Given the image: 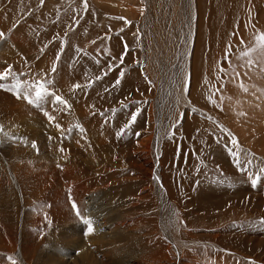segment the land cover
<instances>
[{
    "label": "rangeland",
    "instance_id": "rangeland-1",
    "mask_svg": "<svg viewBox=\"0 0 264 264\" xmlns=\"http://www.w3.org/2000/svg\"><path fill=\"white\" fill-rule=\"evenodd\" d=\"M196 1L0 0V264H264V29L235 54Z\"/></svg>",
    "mask_w": 264,
    "mask_h": 264
},
{
    "label": "bare ground",
    "instance_id": "bare-ground-1",
    "mask_svg": "<svg viewBox=\"0 0 264 264\" xmlns=\"http://www.w3.org/2000/svg\"><path fill=\"white\" fill-rule=\"evenodd\" d=\"M118 4V3H117ZM196 4L197 6L195 7L197 10V7H198V10H199V21H200V27H201V34L203 33H208L209 35V32H213V33H217L219 34L220 33V37H213V39L215 40V42L217 43L219 41V45L221 47H226L228 46L229 49H233L234 50V53L236 54V50L237 48H239L240 46H243L245 43H248L247 42V39L249 40V37L247 38V33H250V32H254L258 29H261L263 31L264 29V0H197L196 1ZM244 4H245V10H242V7H244ZM241 9V11H240ZM198 25V24H197ZM198 27V26H197ZM92 28V27H91ZM209 29V30H208ZM94 28L91 30L93 31ZM252 30V31H251ZM89 31V32H91ZM198 32V31H197ZM264 32V31H263ZM233 33V37L231 36ZM78 34V36H77ZM79 34L80 33V30H77L76 33L74 34V36L72 37V39H78L80 40L79 38ZM207 36V35H206ZM219 36V35H217ZM76 37V38H75ZM82 37V36H81ZM210 37V36H209ZM255 37L254 35L252 36V38ZM69 38V37H68ZM203 38V37H201ZM206 38V37H205ZM83 40V38L81 39ZM251 40V39H250ZM73 41V40H72ZM241 41H243V43H241ZM79 42V41H78ZM204 42V41H203ZM210 42V41H209ZM256 42V41H255ZM206 43V42H205ZM215 43V46H217ZM218 44V43H217ZM252 44V43H250ZM257 44V43H256ZM255 44V45H256ZM253 46H255L254 44H252ZM207 46V45H206ZM214 46V45H213ZM219 46V47H220ZM220 47V48H221ZM202 45L199 44L197 46V53L195 55V59L196 61H194L195 65L198 66L197 63L201 62L205 56L202 55ZM216 50V49H215ZM222 50V48H221ZM230 50V51H231ZM206 52V51H205ZM233 52V51H232ZM216 53H215V58H216ZM231 57V56H230ZM262 58V57H261ZM233 59V57L231 58ZM217 60V59H215ZM230 61V60H229ZM200 67V66H199ZM209 68V66L207 67ZM226 68V67H225ZM63 69L65 73H70L71 71H68L64 66H63ZM264 69V68H263ZM214 70V69H213ZM72 71H75L72 70ZM211 71V70H210ZM228 71V70H227ZM194 72L195 74H197L198 72V68H194ZM203 73V72H201ZM208 73V72H207ZM241 73V72H240ZM210 74V73H209ZM199 75V74H198ZM201 76V75H200ZM241 76V75H239ZM196 78V77H194ZM236 80H238V84H240L243 80V78L241 79L240 77L239 78H236ZM128 82V81H127ZM133 82V81H132ZM245 82V81H244ZM251 84V83H250ZM214 85V84H213ZM70 86V85H69ZM162 86V85H161ZM197 90V89H196ZM237 91V90H236ZM233 92V91H232ZM247 93V92H246ZM207 97V96H206ZM215 97V96H214ZM231 95H228V98H230ZM216 98V97H215ZM219 98V97H218ZM222 98V97H221ZM226 98V96H225ZM184 101V100H183ZM232 101V100H229L227 101L228 105H229V102ZM245 101V100H244ZM227 105V107H228ZM246 105V104H245ZM229 106H232V105H229ZM187 124V123H186ZM191 127V124L190 125H186L184 129H187L189 130V128ZM240 130V129H239ZM242 130V129H241ZM243 131V130H242ZM189 132V131H188ZM160 135V134H159ZM151 139V138H150ZM149 141V139H148ZM178 142V141H177ZM146 145H149L148 142H147V139L145 141ZM171 143V142H170ZM173 144V143H171ZM174 145V144H173ZM173 145H165V148H164V154H163V158L161 160H158V165L161 166V163H162V166L164 167V170H165V174H168V172H173L172 171V167H174V162H173V156H174V151L173 152H169L168 148L169 146H172ZM138 146V145H137ZM143 146V149L145 152L148 151V147L145 146V145H142ZM141 146V147H142ZM201 147V146H200ZM205 148V147H204ZM198 149V148H197ZM220 149V148H219ZM201 151V150H200ZM155 152V151H154ZM218 152V151H217ZM221 152V151H220ZM222 155V153H220ZM219 154V155H220ZM145 155V154H144ZM157 155H158V151H157ZM224 155V153H223ZM222 155V156H223ZM218 156V155H217ZM220 156H218L217 158H219ZM221 158V157H220ZM156 160V161H157ZM223 164H225V173L227 174V176H231V174H228L229 173V165L227 164V159L226 158H223V159H219ZM143 161L145 162L146 164V161L145 158H143ZM222 165V164H221ZM231 165V164H230ZM177 167V166H176ZM147 168V167H145ZM152 168V167H151ZM161 168V167H160ZM232 168H234L232 166ZM156 169H158V167H156ZM151 170V169H150ZM174 170V168H173ZM238 170V169H236ZM137 171V170H136ZM153 171V170H152ZM151 171V172H152ZM159 171V170H158ZM234 171V170H233ZM228 172V173H227ZM169 175H171L169 173ZM248 176V175H247ZM164 177V176H163ZM166 177V182H167V186L169 188V191L171 192V190L173 191V187L171 186V182L169 181V179L172 181V177H169L168 175L165 176ZM234 182H235V195H244L243 193V187H241L240 185V180H238L236 177H232ZM188 183H189V186L191 188L192 185L193 188L191 190L192 193H194V196L195 194H201L200 195V198H198L196 201L197 202H201V200H205V201H209L212 202L211 200V193L210 191H206V192H200L195 186V183H193V181L191 180V178H188L187 179ZM244 181V180H243ZM185 183V182H184ZM161 184V183H160ZM176 185V182L174 183ZM186 184V183H185ZM178 185V184H177ZM162 186V185H160ZM157 187V186H156ZM178 188V187H177ZM247 188V187H246ZM264 188V187H263ZM166 189V188H165ZM223 190V188H222ZM246 191V190H245ZM248 191V190H247ZM227 192V191H226ZM250 192V191H249ZM252 193V192H251ZM164 194V193H163ZM246 194V193H245ZM254 195V194H253ZM264 197V196H263ZM180 199V198H179ZM193 203V202H192ZM213 204V203H212ZM256 204V203H255ZM191 205V203H190ZM195 205V204H194ZM206 205V204H205ZM222 205V204H221ZM198 206H200L198 204ZM197 206V207H198ZM203 206V205H202ZM196 207L198 210L201 209V207ZM211 206V205H210ZM97 225V224H96ZM110 227V226H109ZM97 229V228H96ZM98 232V231H97ZM93 234V233H92ZM112 236V235H111ZM98 239V238H97ZM128 242V240H127ZM126 244V243H125ZM127 245V244H126ZM81 246V245H80ZM82 249V248H81ZM85 252V251H84ZM82 253V252H81ZM183 253V252H182ZM80 254V253H79ZM180 256V255H179ZM85 257V256H84ZM175 258V257H174ZM180 262V261H179ZM88 263V262H87ZM142 263V262H141ZM138 264V263H137Z\"/></svg>",
    "mask_w": 264,
    "mask_h": 264
},
{
    "label": "snow or ice",
    "instance_id": "snow-or-ice-1",
    "mask_svg": "<svg viewBox=\"0 0 264 264\" xmlns=\"http://www.w3.org/2000/svg\"><path fill=\"white\" fill-rule=\"evenodd\" d=\"M41 2H43V0H41ZM84 4H85V7H87V0H84ZM2 36H3V33H0V37H2ZM254 39H255L257 45L261 49H264V33H257L255 35ZM241 43H243V41H241ZM254 50L255 49H249V52L254 51ZM249 52H246L245 55H248ZM121 63H123V61H121ZM248 63L251 64L252 61L249 60ZM52 71L53 72L55 71V67H53ZM10 75H11V69L9 68L6 71L0 73V81H3V80L8 79V77ZM105 75H107V73H105ZM235 75L237 77H239L240 73L237 72ZM121 76H123V72H121ZM97 79H102V77H97ZM116 83L117 84L119 83V78L117 79ZM16 87H18V85ZM74 87H80V85H74ZM241 87H243V84H241ZM0 88H4V85L3 84H0ZM244 91H247V89L244 88ZM44 92H45V89H44L43 84H39L38 85V88L35 90V96H36V100L37 101H41V100L44 99ZM17 98L18 99H27L26 96H21L20 94H17ZM53 98H54L55 102L58 105H64L65 107H68L67 102L61 96L55 95ZM27 102L30 103V104L33 103V101L30 100V99H28ZM46 115H47V113H46ZM130 119H131L132 122H134L136 120V115L135 114H132L131 117H130ZM49 120L54 122V117L49 116ZM56 127L59 128L60 125L59 124H56ZM0 131H2V129H0ZM232 142L235 143V141H232ZM260 173L261 174H264V169H260ZM258 178L259 177H257L256 179H253L252 180L253 186L256 185ZM72 207L73 208H76V204L73 203L72 204ZM77 215H79V213H77ZM85 223L87 225L88 233H91L94 230L91 221L86 220ZM261 223H264V218H262ZM9 259H11V258H9ZM12 264H15V261L14 260H13Z\"/></svg>",
    "mask_w": 264,
    "mask_h": 264
}]
</instances>
